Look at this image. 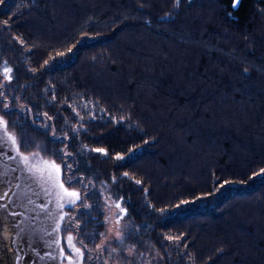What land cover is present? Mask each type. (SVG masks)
<instances>
[{"label": "trees", "instance_id": "1", "mask_svg": "<svg viewBox=\"0 0 264 264\" xmlns=\"http://www.w3.org/2000/svg\"><path fill=\"white\" fill-rule=\"evenodd\" d=\"M234 2H0L24 102L0 95V114L24 151L70 153L72 185L91 183L72 227L84 248L105 231V182L130 241L164 264H264V0Z\"/></svg>", "mask_w": 264, "mask_h": 264}, {"label": "rangeland", "instance_id": "2", "mask_svg": "<svg viewBox=\"0 0 264 264\" xmlns=\"http://www.w3.org/2000/svg\"><path fill=\"white\" fill-rule=\"evenodd\" d=\"M4 68L11 69L10 80L6 78ZM14 87L13 70L3 60L0 62V92L6 110L16 106L23 109L24 102L14 94ZM0 117L8 124L6 117L1 114ZM8 131L16 136L25 154L39 152L45 159L55 160L62 165L64 162L70 164L66 162L68 156L65 154L63 161L47 155L42 144H35L29 151H24L15 131L9 126ZM63 175L65 179L74 177L73 182L66 186L80 192L82 199L75 205L66 204L60 209L56 207L55 196L45 195L36 179L26 171L9 142L3 139V129L0 128V196H3L0 199V264H69L67 256H72L76 264H164L162 255L154 247L140 248L130 241V235L137 230L136 223L127 213L121 215L115 207L117 202L121 203L122 208L123 204L113 197L110 183L104 182L96 189L104 213L105 231L94 247L84 248L72 227L75 225V211L79 205L86 204L83 197L92 191L91 183L85 180L80 187L72 185L77 177L71 175L67 167L63 169ZM61 214L66 216L60 222L61 229L53 231ZM68 235L74 237L73 244L81 249L82 256L77 257L68 246Z\"/></svg>", "mask_w": 264, "mask_h": 264}, {"label": "snow or ice", "instance_id": "3", "mask_svg": "<svg viewBox=\"0 0 264 264\" xmlns=\"http://www.w3.org/2000/svg\"><path fill=\"white\" fill-rule=\"evenodd\" d=\"M2 2V0H0ZM239 0H235L233 6H236V3H238ZM180 0H175V6H179ZM4 25L8 24V21H3ZM71 51V49H69ZM62 55V53L60 54ZM47 63V61H46ZM4 73L7 79H11V76L9 73L11 72L10 68H4ZM2 95V93H0ZM120 119H124L121 117ZM0 128L3 129V139L9 142V146L11 149L16 153V156L19 157L20 162L24 165L27 172H29L35 179L36 182L41 186L43 192L45 195H54L55 201H56V207L63 209L66 204H72L75 205L77 201H80L82 199L81 193L78 192L75 189H70L66 186V184H70L73 182L74 177L69 176L66 179L63 175V169L65 167L72 168V165L70 164H60L57 163L55 160L45 159L40 155L39 152H33L25 154L20 149V144L17 141L16 136L8 131V125L7 121H5L2 117H0ZM93 151L100 152L107 154L105 149L97 148L93 149ZM131 152L132 149H129ZM70 155V153L65 154ZM117 160L123 159V157L119 154H116L114 157ZM260 173H264V169L260 170ZM258 174V173H254ZM125 176H127V173H124ZM137 184L142 183L140 180L135 181ZM230 181L225 180L223 184H221V187L224 186V184H228ZM6 195V194H5ZM0 199H3V196H0ZM188 201H183L182 203H187ZM6 207V205H5ZM41 207H45V205H41ZM115 207L119 210V213L121 215H126V209L121 207V203L117 202L115 204ZM163 211V209L161 210ZM66 218L65 214H61L59 216L58 222L56 224V227L53 229V231H58L61 229V223ZM117 223H119V218L117 220ZM68 246L72 248V250L77 254V257H80L83 255L80 248H77L75 244H73L74 237L72 235H68L66 237ZM168 239H180V237H168ZM61 254L63 255V249H61ZM66 259L69 261V264H76V261L73 260L72 256H67Z\"/></svg>", "mask_w": 264, "mask_h": 264}]
</instances>
